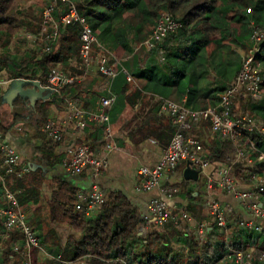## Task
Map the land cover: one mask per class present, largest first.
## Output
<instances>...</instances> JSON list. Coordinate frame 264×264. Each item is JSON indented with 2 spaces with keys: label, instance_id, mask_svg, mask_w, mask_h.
I'll return each mask as SVG.
<instances>
[{
  "label": "trees",
  "instance_id": "1",
  "mask_svg": "<svg viewBox=\"0 0 264 264\" xmlns=\"http://www.w3.org/2000/svg\"><path fill=\"white\" fill-rule=\"evenodd\" d=\"M71 4L76 5L80 16L90 24L97 38L94 51L107 56L116 73L113 79L102 73L93 79L84 75L80 57V25L64 26L61 22ZM51 7L52 17L58 24V35L46 43L50 51L28 49L25 53L27 58L17 62L6 47L21 28L18 13L25 12L27 17L40 23V10ZM160 11H166L181 27L170 33L158 48L143 55L137 50L143 47L155 29ZM255 29L264 32V0H0V44L6 49L0 58V72L4 68L13 80L39 81L44 88H47L53 72L72 69L81 79L62 88L60 93H54L47 101L38 99L32 102L29 98L17 96L12 105L6 103L12 120L10 127L19 131L24 124L33 122L37 128H44L48 121L45 106L49 103L71 100L81 107L84 99L92 97L96 102L93 110L100 99L109 96V91L112 90L116 100L126 98L130 94L128 88L135 87L136 83L142 84L146 91H154L162 99L178 103L172 99L175 89L181 97L187 98L185 105L192 110L202 108L197 106L202 98L206 107L216 106L220 94L233 84L242 68L243 57L233 48L248 52L253 46ZM22 43L18 39L14 46ZM160 49L164 52V61L161 60ZM119 50L126 53L122 59L115 55ZM71 58L77 59L81 65L73 66ZM256 61L261 67V89L264 92V39ZM212 74L215 79L208 82L207 78ZM128 76L132 81H128ZM224 76L229 81L228 85L214 84ZM142 79L146 82H141ZM24 89L33 90L34 87ZM231 110L233 118L239 119L248 113L254 121L264 123V100L238 95ZM200 125L201 122L194 123L188 136L195 137L201 133ZM87 129H94V134L99 132L101 138L98 142L104 143L103 124L90 123ZM248 138L254 142L255 149L247 144ZM49 141L51 145L63 142ZM82 144L93 149V141L87 139L79 143ZM243 144L254 168L240 171L239 166L237 175H264V160H259L264 154V135L246 132L239 143L242 147ZM203 146L213 164L230 165L233 161L228 162V158L237 154L236 145L221 135ZM36 152L29 173L34 185L30 192L33 191L35 196L33 203H29L30 195L24 194L27 198L24 211L28 213L27 225L42 239L41 249L34 248L28 254L26 236L17 229L5 241L0 264H59L56 260L59 255L66 260L83 259L89 264H237L233 256L235 252L252 253L253 262L264 264V259L258 260L264 253V229L258 233L242 228L241 223L246 219L235 214L232 208L231 213L238 216L230 223L228 235L207 221L209 225L204 240L197 235V224L196 228L192 227L180 214L163 226L153 224L150 230H146V215H142L122 193H104L105 203L88 217L77 210L78 191L70 184L57 180L55 185L50 184V193H44V186L48 188V141L38 146ZM1 155L0 150V164ZM42 173L44 175L40 176ZM181 184L188 200L200 198L201 193L195 189L202 188L198 182L183 179ZM192 184L196 187L190 188ZM248 184L250 189L264 186V183L253 180ZM196 192L197 197L194 196ZM258 202L264 207V194ZM7 208L8 201L0 182V237L6 232V217L2 211ZM187 210L200 220L194 218L196 223L204 221L199 217L202 215L200 208L188 204Z\"/></svg>",
  "mask_w": 264,
  "mask_h": 264
},
{
  "label": "built area",
  "instance_id": "2",
  "mask_svg": "<svg viewBox=\"0 0 264 264\" xmlns=\"http://www.w3.org/2000/svg\"><path fill=\"white\" fill-rule=\"evenodd\" d=\"M61 1L68 2V0ZM52 9L51 7L43 12L45 30L49 29L46 38L47 42L58 35V24L52 17ZM61 22L64 26L73 23L80 25V57L84 75L92 77V68L96 67L98 73L113 79L116 73L109 64L107 56L102 52L94 51L97 38L88 21L80 16L76 5H70L68 13L61 18ZM180 27L181 24L173 20L166 11H161L155 29L143 44L147 53L158 48L170 33L177 31ZM252 39L253 46L243 56L241 71L233 84L220 94V101L216 106L192 110L187 108L185 103L179 104L169 99H161L160 113L169 117L175 127V132L161 160L154 166H144L139 170V175L142 178L139 190L151 191L156 188L159 191V196L148 203L146 230L153 224L163 226L168 221L176 218L166 199H172L177 196L180 189L164 185L163 178L177 170L180 165H183L186 169L189 164L192 169L199 173V176L204 177L205 190L208 196H211L214 191L220 190L240 200L250 209L251 218L241 223L242 228L254 230L258 233L263 231L264 207L258 202V199L264 194V186L260 185L255 189H243L234 174V166L237 160L230 165H223L215 171L213 163L207 156L201 141L197 137L188 136L194 123L208 122L213 136L221 135L236 145L238 161L243 159L249 165L253 164L252 159L239 143L243 141L246 132H257L264 135V123H258L248 116L239 119L233 118L231 110L232 102L238 95H249L257 101L263 100L264 97L261 89V67L256 61V54L260 50L264 32L255 29ZM44 51L49 52L50 47L46 46ZM160 57L164 61V52L161 49ZM76 81L77 78L69 73L63 71L53 72L49 76L47 88L53 90L54 93H60L62 88L72 85ZM128 81H132L130 76H128ZM12 82L0 81V88L6 87L8 89ZM115 102L116 97L110 91L109 96L100 99L96 107L90 111L80 107L74 101L65 100L67 107L65 118L62 120L49 119L43 128V132L48 140L60 142L70 132H84L90 123L103 124L105 147L108 151L113 150L115 149L113 144L114 132L110 123V113ZM247 144L252 149H255L254 142L251 139H247ZM0 150L2 153L1 164H3L8 174H13L17 178H24L25 175L30 173V166L22 163L16 150L1 137ZM91 151L92 148L87 144L77 145L72 151L70 158L64 161L66 171L70 174L81 175L85 170H90L92 179L90 190L87 193L78 195V203L76 205L77 210L88 217L95 214L98 208L105 203V195L100 178L107 167V161L94 153L92 154ZM259 160H264L263 153L260 155ZM254 178H256L255 175L252 176V179ZM0 182L3 185L5 198L8 201V208L2 211L6 217L4 238L8 239L11 232L21 229L26 236L28 254H31L34 248L41 249L42 239L37 237L27 225L26 215L23 213L16 196L8 189L6 177L1 172V166ZM208 212L213 218V223L220 227L227 236L229 233L231 206L213 199L209 202ZM181 215L187 223H196L186 209L181 210ZM196 224L198 227L197 235L200 240H204L209 223L204 220ZM15 251H18V248H15ZM233 256L237 264H256L252 261V253L245 255L243 252H235ZM263 259L264 253H261L258 260L261 261ZM56 260L59 264H89L83 259L66 260L61 255Z\"/></svg>",
  "mask_w": 264,
  "mask_h": 264
},
{
  "label": "crops",
  "instance_id": "3",
  "mask_svg": "<svg viewBox=\"0 0 264 264\" xmlns=\"http://www.w3.org/2000/svg\"><path fill=\"white\" fill-rule=\"evenodd\" d=\"M92 75L91 79L98 75L97 69H94ZM141 82H146V79H142ZM134 86L128 88L129 96L116 100L110 113L115 149L108 151L105 142L103 144L99 143L98 139L101 138V134L99 135V132L94 134V129H87L84 132H70L65 136L63 142L58 145H51L48 140L49 161L46 170V173H48V194L50 193V184L55 185L54 183L57 180L64 181L76 188L78 195L87 193L90 190L92 180L89 169L81 175H73L67 172L64 166V161L70 158L74 148L81 141L88 139L94 143V154L107 161V167L100 178L103 192L106 195L112 193L124 194L139 209L142 215H148V203L159 196V191L156 188L151 191L139 190L142 183L139 170L144 166H154L161 160L165 149L171 142L175 127L167 115H161L160 113L162 97L156 95L154 91H146L142 84L136 83ZM104 93L106 96L107 92ZM111 93L113 94L112 90ZM186 102L187 98H183L181 104H186ZM95 104L94 98L89 97L83 100L81 107L90 111ZM45 111L48 113V120L51 118L62 120L67 114V107L65 102L58 101L47 104ZM30 124L29 133L26 132L24 136L19 134L15 127L10 130H3L0 126V137L16 150L22 163L29 166L32 165L37 155L36 148L46 142V138L39 141L35 140L37 138V128L33 122H30ZM199 131L202 132L195 137L201 140L203 145H208L215 138L211 134L208 122H201ZM223 165V163L216 162L213 164V168L217 171ZM183 172L184 170L180 167L163 178L164 185L180 187L181 189L180 194L172 199H166L176 215L183 209L187 210L188 204H192L200 208L202 215H199V217L202 218L201 220L213 224V218L209 215L208 208L209 202L215 199L223 204L230 205L235 214H240L246 220L251 218L250 209L240 200L220 190H216L211 196H208L204 184L201 190L193 184L190 185V188L196 187L195 189L199 190L201 196L197 199L188 200L181 184ZM194 196L197 197L198 193L196 192ZM191 216L197 219L196 215L191 214ZM237 216L232 215L231 222ZM196 221L200 220L197 219ZM190 225L196 228V223Z\"/></svg>",
  "mask_w": 264,
  "mask_h": 264
},
{
  "label": "rangeland",
  "instance_id": "4",
  "mask_svg": "<svg viewBox=\"0 0 264 264\" xmlns=\"http://www.w3.org/2000/svg\"><path fill=\"white\" fill-rule=\"evenodd\" d=\"M44 10L45 9L40 10V16H41L40 23H37V21H35L34 18H32V17H27L25 12L18 13V15L20 17V22H21V24H20L21 28L18 31V33L16 32L13 35L11 43L6 47L7 50H9V52H8L9 55L13 56L17 62H21L23 59L27 58L25 53L27 52L26 50H28V49L36 50V51L40 52V51H44V49L46 48V43H47L46 38H47L49 29L45 30L44 18H43ZM18 39H21L23 41V43L19 44L17 46H14V42H17ZM233 50L238 52V54H240L242 57L245 56L246 52L244 50L236 49V48H233ZM5 51H6V49L2 46V44H0V58L4 56V54L6 53ZM137 51L142 53L143 55H147V50L145 49L144 46L142 48L139 47V49ZM115 55L118 59H122L123 57L126 56V53L122 50H119V51H117V53H115ZM218 55H219V57H221L222 53L219 52ZM71 62L73 63V66H76V65L80 66L81 65L78 62V60L75 58H71ZM94 69H97V68L93 67L92 72L94 71ZM65 71L67 73L73 75L74 77H76L80 82L81 79H80V76L77 74V72H74L72 69H66ZM214 79H215V75H213V74L207 78L208 82L214 81ZM0 81L12 82L14 80H13V77H11L9 75L8 71L3 68V70L0 72ZM214 84H217V85L222 84L225 86V85L229 84V81L227 80V77L224 76L221 79H219V82H215ZM10 86H11V84H10ZM9 87H8V89H9ZM5 88L4 87L0 88V124L3 125V127L5 129L10 130L12 128V126L10 127L12 120L10 117L9 107L5 104L1 105L2 97L8 91V89L7 88L5 89ZM11 91L15 92L16 90H15V88L12 87ZM183 98L184 97H181V94L178 93L174 89V94L172 95V99L176 100L178 103H181ZM201 100L202 101H200V103L197 104V106L205 108L207 106V104L203 101V98ZM263 100H264V97H263ZM237 110L240 112V109H237ZM17 111L21 112L22 110H17ZM244 116H249V115H248V113H245ZM29 126H31L30 123L24 124L22 126V128L17 132L24 136L26 132L29 133ZM36 130H37V138H35V140L39 141L40 139L43 140V138H46V141H48L47 136L45 135V133H43V127L37 128ZM173 130H174V128H173ZM244 145L245 144H243V147H245ZM91 153L92 154L94 153L93 149H92ZM247 155H250V154H247ZM232 157L228 158L229 160L228 159L227 160H228V162L229 161L234 162L237 160V163L234 166V174H235V177L240 182V184L242 185L243 189H248L247 187H249V185H250V184H248L249 180H253L255 183L258 182L259 184L264 183V175L256 176V174H255L256 178H254V179H252V176L254 175V173H251L250 177L244 176V175L243 176L241 175V177L238 176L237 171H238L239 166L241 168L240 171H245V170H248V168H250V167L254 168V163L252 165H249L243 159H240L238 161L237 154H235ZM0 166H1L2 174L6 177V182H7V186L9 188V190L16 196L17 200L21 204L20 206L23 210V213L24 214L26 213L25 215L27 218L28 213L24 211V207L27 205V204H25V202H26L25 199H27V198H24L25 197L24 194L26 195V192H27V196L30 195V198H28V199H30V201H29L30 203H33L32 199L35 196V193L33 191L30 192V189H32V187H34L33 182L30 180V174L28 173L27 175L24 176V178H17L13 174H8L5 167L3 166V164H1ZM182 169H185V167L182 166ZM42 175H44V174L43 173L40 174V176H42ZM47 177H48V175H47ZM197 182L203 186V184H205L204 177L200 175L198 177ZM41 193H42V197H43L44 193L48 194L47 186H44V193L43 192H41ZM41 202L43 203V200ZM179 214L181 215V212ZM231 215H233V214L230 213V217H229L230 223H231V218H232ZM41 216H43V215H41ZM174 216H176V214ZM191 224H194V223H191ZM148 230H150V228ZM0 238L2 239V240H0V256H1V254L3 253V251L6 248V246H5L6 239L4 238V234Z\"/></svg>",
  "mask_w": 264,
  "mask_h": 264
},
{
  "label": "water",
  "instance_id": "5",
  "mask_svg": "<svg viewBox=\"0 0 264 264\" xmlns=\"http://www.w3.org/2000/svg\"><path fill=\"white\" fill-rule=\"evenodd\" d=\"M27 86L34 87L33 90H25L24 88ZM15 88V92L11 91V88ZM38 90V92L36 91ZM44 94V95H43ZM54 94L53 90H50L48 88H44L41 86V83L39 81H32V80H25V79H18L14 80L9 87L8 91L3 95L2 97V103L3 104H9L12 105V101L17 96H22L24 98H29L32 102H35L38 99H42L44 101H47L51 98V96ZM199 173L192 169L190 165L188 164L187 168L183 172V179L185 181H198Z\"/></svg>",
  "mask_w": 264,
  "mask_h": 264
}]
</instances>
